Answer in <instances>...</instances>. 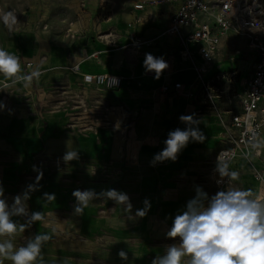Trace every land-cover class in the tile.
Segmentation results:
<instances>
[{
  "label": "rangeland",
  "instance_id": "374dc122",
  "mask_svg": "<svg viewBox=\"0 0 264 264\" xmlns=\"http://www.w3.org/2000/svg\"><path fill=\"white\" fill-rule=\"evenodd\" d=\"M148 1L150 0H0V13L12 11L17 17V24L11 32L0 20V33L6 36L19 35L28 25L34 23L38 29L50 32L54 38L64 41L68 46L79 38L91 40L104 37L111 39L110 45L114 49L122 47L130 54L129 48L136 50V45H121L114 41L116 32H111L116 30V27L100 32L94 29V25L100 24L113 14L133 12L137 10V3ZM208 1L218 3L222 0ZM243 1L254 4L264 17V0ZM137 21L134 20L132 24ZM262 32L264 40V30ZM236 36L232 40L233 34L229 33L222 39L221 48L208 66V69L213 70L209 76L214 72L222 74L216 84L219 88L216 101L209 106L197 93L195 99L189 102L191 105L189 104L186 111L181 112L173 108L169 109L167 115L176 128L182 130L189 125L179 120L181 115L194 114L193 118L198 121L197 124L210 123V131L203 132V142L210 147L207 154L199 160L179 162L170 170V176L179 173L180 187L193 188L195 192L196 188L200 187L209 198L224 190L214 185L210 167L216 159L217 143L224 124L228 121L226 111L237 104L238 95L242 92L252 68L253 56L248 40L245 36ZM187 45L191 50L197 47L193 42H187ZM178 51L183 52L182 49ZM197 59L202 57H192V66H196ZM177 65L181 68V63ZM70 70L77 72L73 66ZM209 76H206V80ZM174 80L165 84L172 86ZM163 86L164 84L160 88L162 100L169 101L171 106L174 105L176 100L163 90ZM92 87L93 91L89 94L84 88L71 89L67 83H59L36 91L33 96L17 105L5 96L0 102L4 105L0 108L1 134L11 143L17 144L18 148L27 143L34 159L33 176L37 180L42 173L39 179L43 184L40 204L46 202L45 193L55 195V199L50 200L53 204H50L49 211L44 214V220L30 224L23 217L25 229L20 232L17 247L26 245L29 238L50 231L57 224L67 225V228L60 232L63 231L62 235L68 247L80 245L68 248L67 253L55 248L50 254L42 255L45 264H113L110 251L114 243L109 232L101 228L93 234V229L85 231L81 227L82 220L76 219L74 215L76 200L72 193L77 189H93L96 193H101L104 190L95 187L108 185L110 188L122 183L136 184L141 173V163L132 155L127 142L144 111L152 108V101L142 98L131 105L121 99L116 104L106 97L109 94L106 88L96 85ZM1 89L4 95H7L11 87L1 86ZM118 90L113 92L116 94ZM131 90L127 89L128 92ZM70 150H76L79 158L66 163L63 157ZM240 177L241 174L237 178ZM260 186L263 187L264 183L260 182ZM59 199L62 206L56 205ZM93 201L96 202L95 214L99 217L109 216L114 210L115 202L110 199L99 196ZM130 202L132 203L131 198ZM88 207L93 208V202ZM28 209L31 213L30 207ZM91 214L93 216V210ZM170 229V226H163L160 231L163 254L166 246L179 243V237L172 239L167 236ZM142 263V259L137 260V264ZM4 264L11 262L6 260Z\"/></svg>",
  "mask_w": 264,
  "mask_h": 264
},
{
  "label": "crops",
  "instance_id": "0c3cea01",
  "mask_svg": "<svg viewBox=\"0 0 264 264\" xmlns=\"http://www.w3.org/2000/svg\"><path fill=\"white\" fill-rule=\"evenodd\" d=\"M176 9L177 4L174 3L146 5L133 12L113 14L100 24L94 25V29L100 32L116 27V30L113 29L111 33L116 32L113 40L121 45L131 43L134 46L137 39L149 41V43L136 45V50L129 48L130 54L122 47L114 49L110 45L111 39L104 37L91 40L79 38L68 46L64 41L54 38L50 32L38 29L34 23L28 25L19 35L7 34L6 36L0 33V47L20 57L22 74L27 75L29 72L30 75L33 71L40 73L39 77H33L30 83L6 80L0 75V79L4 78L10 83L8 87H11L8 94L4 95L1 89L2 82H0V102L5 96L17 105L33 96L36 91L51 85H59V83H67L71 89L84 88L88 91L86 93L91 94L92 85L83 80L85 72L112 73L123 78L122 85L116 94L114 90L106 89L109 93L106 97L113 103L117 104L121 99H125L131 105L142 98L152 101V108L144 111L127 142L128 149L138 158L142 166L137 183H122V185L118 184L110 188L108 185L95 187L104 191L115 189L129 194L133 206L131 214L124 213L122 207L115 204L109 216L99 217L95 214V201H93V208H86L82 216L74 214L76 219L82 220L81 227L85 231L93 229L94 234L101 228H105L109 232L114 243L110 251L113 264H137L138 259L144 261L142 264H152L156 257L163 254L161 228L163 226L172 227L175 216L182 214L186 210L187 202L196 196L193 188L180 187L179 173L170 176V170L179 162L199 160L207 154L210 148L204 142L190 141L187 145L189 148L185 147L175 162L165 160L153 163L154 156L164 149V141L168 138V133L177 129L171 118L167 117L169 109L174 108L184 112L188 109L189 102L194 100L184 95L178 96L175 93L166 92L176 100L171 106L169 101L162 100L163 95L160 92V87L163 84L168 85L165 83H170L173 79H175L174 84L181 82L184 90L189 91L193 88L192 83L195 80L192 57L184 53L181 37L166 32ZM137 18L141 21L140 24ZM134 20L137 21L135 25L132 24ZM188 31L187 28L184 29L185 34H188ZM232 34L233 40L237 36ZM176 48L182 49L183 52H179ZM191 52L193 58L199 55L198 44ZM146 53H151L155 57H163L168 63L169 67L163 71L159 79L155 78L154 72H146L143 66ZM28 63L31 65H27ZM179 63H181V68L177 65ZM75 65L80 66L81 70L73 73L70 68ZM174 84L170 87L172 88ZM128 88L132 90L128 92ZM193 127L206 133L211 128L210 123H199ZM217 144L219 151L224 144L220 140ZM193 147L198 149L193 150ZM33 164V155L28 150L27 143L25 146L21 144L18 148L17 144L11 143L1 134L0 129V186L4 190L2 198L11 206L15 196L27 191L29 185H34L35 190L30 192L27 206L32 211H42L45 214L49 211L53 201L50 203V200H46L44 204H40V191L43 184L40 180L37 183L33 176ZM253 167L264 172V154L260 157L253 156L251 162L242 157H236V160L228 163L230 172H236L237 177L239 174L242 176L232 180L231 187L250 191L252 198H258L259 195H264V186L261 187L260 182L254 178ZM146 199L150 203V208L145 216L137 217L135 213L138 209L145 207ZM56 205L62 206L60 199ZM14 219L19 224H25L23 217H14ZM53 227L52 230L44 233L48 234L51 239L43 244L42 255L50 254L55 248H60L61 252L67 253L68 248L80 246L75 243L76 245L68 247L66 244L62 235L63 231H60L66 229L67 225L57 224ZM19 235L20 232L14 238L16 247ZM3 239L0 237V241ZM120 251L127 253L126 260L120 258L118 255Z\"/></svg>",
  "mask_w": 264,
  "mask_h": 264
},
{
  "label": "clouds",
  "instance_id": "9594fccd",
  "mask_svg": "<svg viewBox=\"0 0 264 264\" xmlns=\"http://www.w3.org/2000/svg\"><path fill=\"white\" fill-rule=\"evenodd\" d=\"M0 20L11 32L17 24V17L12 11L0 13ZM143 66L146 72H154L155 78L169 65L163 57H155L151 53L145 54ZM0 75L6 80L24 81L30 83L33 77H39L38 71L30 75L22 74L20 57L0 47ZM4 107L0 103V108ZM193 115H181L179 120L186 125L185 129L177 128L168 133L164 141V149L154 156L155 162H163L178 159L181 151L187 147L190 141L203 142L205 136L197 127ZM78 152L70 150L65 153L63 160L67 163L78 159ZM218 173L222 183L224 178L234 180L237 173L229 171L222 154L217 157L214 170ZM42 177V173L37 177ZM35 190L34 185H29L28 190L13 198V204L9 206L4 198V190L0 186V264L10 261L11 264H45L42 256V246L51 239L48 234H36L29 238L26 245L16 247L14 238L18 232H23L24 224H19L14 217H25L27 223L34 224L44 220L42 211L29 212L27 201L30 192ZM76 200L74 214L83 215L89 204L99 196L106 197L120 205L126 214H131L132 204L129 196L115 189H108L96 193L93 189L72 193ZM46 200H54V194H44ZM145 207L138 209L137 217L146 215L150 203L146 199ZM131 218V217H130ZM169 238L179 237V243L166 246L165 253L156 257L152 264H264V200L252 198L250 191L227 186L215 195L208 197L200 187L196 188V196L189 200L186 210L177 214L172 227L167 233ZM121 259H127V253H118ZM188 257L187 260L184 258Z\"/></svg>",
  "mask_w": 264,
  "mask_h": 264
},
{
  "label": "built area",
  "instance_id": "2783aa9c",
  "mask_svg": "<svg viewBox=\"0 0 264 264\" xmlns=\"http://www.w3.org/2000/svg\"><path fill=\"white\" fill-rule=\"evenodd\" d=\"M177 4L166 32L179 36L183 42V50L187 56L193 57L187 42L198 44V54L204 60L202 65L196 64V77L192 89L184 90L181 82H176L171 88L164 85L163 90L176 95H184L195 99L197 93L203 98L205 104L211 106L219 97V88L216 85L221 79L220 72H214L206 80L208 66L218 51V42L224 31L233 28L235 35L245 36L252 51V68L246 78L244 89L239 93L237 104L228 109V121L220 135L224 144L219 149L216 159L210 167L211 179L219 189H226L232 185V180L225 177L222 183H217L220 177L215 172L217 157L222 154L227 164L236 158L242 157L251 162L253 156L264 154V17L254 4L243 0H222L211 3L208 0H150L137 3L136 8L142 9L146 5ZM188 29V34L184 29ZM186 35V36H185ZM143 42L137 39L135 43ZM27 65H31L28 63ZM75 70L81 68L75 65ZM83 80L87 84L103 86L107 90L121 87L122 77L112 73H83ZM3 81L2 86H8ZM224 120V119H223ZM253 176L258 182L264 183V172L253 167ZM263 200L264 195L258 197Z\"/></svg>",
  "mask_w": 264,
  "mask_h": 264
},
{
  "label": "bare ground",
  "instance_id": "6f19581e",
  "mask_svg": "<svg viewBox=\"0 0 264 264\" xmlns=\"http://www.w3.org/2000/svg\"><path fill=\"white\" fill-rule=\"evenodd\" d=\"M138 23L140 24L141 23V21L140 20H138ZM234 33V29L233 28H230V29H228V30H226V31H224V36L226 35V34H228V33ZM223 36V37H224ZM223 37H221V39L219 40V42H218V46H219V48H221V40H222V38ZM142 43H149V41H147V40H144L143 42H139V43H134L135 45H139V44H142ZM195 43V42H194ZM204 63V60L203 59H201V60H198V65H202ZM75 68V67H74ZM193 70H194V73H195V77H196V66H193ZM211 72H213V70H211V69H208L207 70V74H206V76H209L210 74H211ZM123 79V78H122ZM3 81H6L4 78H1L0 79V82H3ZM162 87V86H161ZM160 87V88H161ZM232 160H236V158H234V159H232Z\"/></svg>",
  "mask_w": 264,
  "mask_h": 264
}]
</instances>
